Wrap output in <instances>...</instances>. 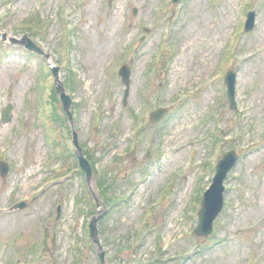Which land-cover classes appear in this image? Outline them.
<instances>
[{
	"label": "rangeland",
	"instance_id": "rangeland-1",
	"mask_svg": "<svg viewBox=\"0 0 264 264\" xmlns=\"http://www.w3.org/2000/svg\"><path fill=\"white\" fill-rule=\"evenodd\" d=\"M251 9L259 24L246 33ZM0 33L28 34L45 52L0 40V160L10 167L0 264H101L73 129L108 208L98 228L109 263L264 264V0H0ZM50 65L73 99V126ZM233 67L238 112L224 82ZM162 105L169 114L153 125ZM230 150L241 160L222 214L197 237L203 193ZM22 200L26 209L9 211Z\"/></svg>",
	"mask_w": 264,
	"mask_h": 264
},
{
	"label": "water",
	"instance_id": "water-1",
	"mask_svg": "<svg viewBox=\"0 0 264 264\" xmlns=\"http://www.w3.org/2000/svg\"><path fill=\"white\" fill-rule=\"evenodd\" d=\"M176 2L178 0H175ZM254 14L249 15V21L247 23V31L251 30L253 28V23H254ZM0 37L3 38V40H6V35L5 34H0ZM13 43H21L22 45H25L29 50L37 52L39 54H43L42 49L37 46L32 40L28 38V36H25L23 41L18 42L17 40L13 39ZM129 74L130 70L129 68H124L121 72V76L123 77L124 82L126 83L127 87H129ZM235 70L230 72L228 76L226 77V81L229 86V97L231 100V107L235 108V101H234V88H235ZM57 91L60 94L61 100L64 105V110L66 111L70 121L72 122V113L70 111L72 107V100L71 98L66 95L64 91V87L62 84H60L57 87ZM128 89L126 91V96H128ZM12 110V106L9 105L3 112V121L8 122L11 119L10 112ZM166 110H160L156 113L153 114V120L155 122L159 121ZM74 144L77 147V153L79 154V159H80V164L83 167V169L87 172V182L90 183L92 179V170L91 167L86 159H84L82 155L81 148L78 145L77 142V135L75 133L74 135ZM239 158V154L232 151L229 152L224 156V159L221 160L218 163V166L216 168V176L214 178V182L211 186V188L205 193L204 195V200L202 202V209L199 212V218H200V223L196 229V233L199 236H207L208 234L211 233L212 231V225L215 220V218L218 216V214L221 212L223 208V203H224V181L227 177L228 172L236 165V162ZM8 166L6 163L1 162L0 163V172L2 176H6L8 173ZM98 205L100 206V200L97 199ZM26 204H18L16 208H24ZM102 217V214L99 216H95L92 219V222L90 224V229H91V236L93 238L94 243L96 244L98 251H99V257L100 260L102 261V264H108L106 261V254L104 249L102 248L100 241L98 239V229H97V223Z\"/></svg>",
	"mask_w": 264,
	"mask_h": 264
}]
</instances>
